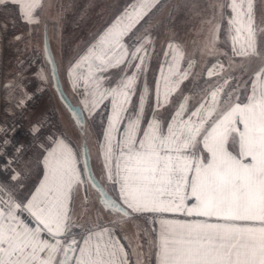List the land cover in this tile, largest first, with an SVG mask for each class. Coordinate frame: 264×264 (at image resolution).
<instances>
[{
    "label": "snow or ice",
    "instance_id": "snow-or-ice-1",
    "mask_svg": "<svg viewBox=\"0 0 264 264\" xmlns=\"http://www.w3.org/2000/svg\"><path fill=\"white\" fill-rule=\"evenodd\" d=\"M40 3L0 0V6H18L29 24L39 23ZM159 3L132 0L66 72L74 90L83 88L82 104L93 125L102 126L98 143L104 178L116 197L92 173L83 117L74 116L83 137L82 167L64 138L48 137V146L39 145L42 157L17 171L24 145L9 156L12 141L3 139L0 169L9 180L0 181V264H131L116 228L75 222V189H87L89 183L116 222L142 217L152 226L157 235L149 246L156 250V264H264V53L258 39L264 28L256 25L255 0L209 6L221 18L212 25L209 43L215 50L230 41L229 64L240 58L242 75L196 89L202 95L195 102L182 85L194 76L196 62L190 59L185 66L179 44L169 42L157 60L158 72L152 69L155 39L141 21ZM225 21L227 35L221 41ZM44 51L55 69L47 42ZM253 60L259 66L245 80ZM223 72L219 62L206 68L209 79ZM37 75L48 82L43 68ZM15 87L24 92L16 103L22 109L31 95L22 85ZM39 131L34 125L32 135ZM29 165L40 168L31 188L24 182L32 175ZM76 228L83 233L79 238Z\"/></svg>",
    "mask_w": 264,
    "mask_h": 264
},
{
    "label": "rangeland",
    "instance_id": "rangeland-1",
    "mask_svg": "<svg viewBox=\"0 0 264 264\" xmlns=\"http://www.w3.org/2000/svg\"><path fill=\"white\" fill-rule=\"evenodd\" d=\"M131 2L132 0H41L40 7L35 12V16L39 20V23L36 24L26 23L19 13L18 6H0V26L5 40L4 53L1 54L4 61V76L1 78L0 84V113L7 118L19 114L24 115L25 128L28 133L26 140L27 143H30V150L34 153L37 151L35 155L40 154L42 151L39 145L48 146V137L55 139L56 136L64 134V131L67 133H71L72 129L73 133L76 131L73 128L74 125L72 124L74 123L71 121L70 115L52 87L48 65L43 55L44 25H48L49 40L57 58L65 86L71 91L76 101L82 104L84 98L83 88L74 90L66 74L69 62L82 55L94 36L107 27ZM218 2L220 0H160L157 7L141 21V25L148 29L156 42L152 63L154 72H158L157 60H162L169 42H175V40L181 38L185 42V66L190 59L195 60L196 65L194 76L186 81L182 88L185 94L192 95L193 102L199 100L202 95L196 89L215 87L223 77L229 75L240 77L239 74H242L239 58L234 63L233 68L230 65L222 75H214L209 79L206 76V68L210 65L212 58L218 56L219 53L207 55L202 42L199 44V39L195 41L189 39L193 38L191 36L194 33L193 28L210 26L206 21L209 20L210 14H215V8L209 6ZM255 4L258 23L261 22V19L264 20V0H255ZM214 20L220 23L219 13ZM204 33H207V31L196 30V34L198 36L202 34L203 38L206 37ZM141 35H143V32H141ZM17 36L22 37V39L15 40L14 38ZM221 39L225 40L223 36ZM207 42H209V36ZM216 49L219 50L218 47ZM246 62L247 60L243 61L245 65ZM41 68L44 69L48 82L41 81L38 77L37 73ZM243 78L247 80L245 75ZM9 83L14 85L12 89L5 88V85ZM29 83L33 84L30 89L27 88ZM16 85H22L27 94L31 95V99L27 100L28 106L26 102V106L22 109L17 108L16 103L24 96V92L20 87H15ZM6 97H12V99H6ZM84 112L87 118L88 133L93 137L90 138L91 147L99 157V160L97 157L96 159L100 168L96 169L100 173L102 167L99 161H102V157L98 142L100 139L102 140V126L99 123L93 125L92 118L88 116L86 110ZM27 122L30 130L26 127ZM33 125H40V131L36 136L32 135ZM68 139L78 153V142L75 144L71 138L68 137ZM101 220H108V218ZM149 232L150 234H147L145 239L147 246H144L142 235H139L142 242L140 241L138 246H133L136 255L142 257V264H156L155 248L149 246V241L154 240L153 231ZM141 248L143 249L140 254L139 249Z\"/></svg>",
    "mask_w": 264,
    "mask_h": 264
},
{
    "label": "flooded vegetation",
    "instance_id": "flooded-vegetation-1",
    "mask_svg": "<svg viewBox=\"0 0 264 264\" xmlns=\"http://www.w3.org/2000/svg\"><path fill=\"white\" fill-rule=\"evenodd\" d=\"M214 11H215V14L213 15V17L215 19V18H217L218 13H217V9H215ZM214 19H212V23L214 22V23L217 24V21H215ZM45 30H47V33H48V25H46V24L44 25L43 31H45ZM192 30L194 31V33L191 34V36H193V38H189V39H191L193 41L199 39V41H200L199 44L202 42V45L204 46L205 53L207 55L208 54L215 55L214 53H217L218 49L213 50L211 44L209 42H207V37L211 33L210 26L193 28ZM196 30H203V31L206 30L207 33H204L206 35V37L203 38L202 34H199V36H198L196 34ZM175 42L182 47L183 52L185 53V49H184L185 42L183 41V39L181 38V39L175 40ZM193 45H194V42H193ZM50 46H51V43H50ZM51 49H52V47H51ZM53 54H54V52H53ZM54 59H55L56 65H57L58 75H59L63 90L65 91V93L67 94V96L69 97V99L72 101L73 104L79 105L82 109H84V106L80 102L76 101V99L72 96L71 91L67 88V86H65L63 77L61 75L62 73L60 72L59 64H58L57 58L55 57V54H54ZM208 67H210V65ZM228 73H230V72H228ZM52 87H53V85H52ZM55 93H56V91H55ZM56 95H57V93H56ZM57 97H58V95H57ZM58 99H59V97H58ZM66 110H67V108H66ZM84 110H83V112H84ZM67 112L70 115L71 121H73V123H74L72 125H74L73 128L76 130V131L74 130L76 134L73 133V129H72L71 130L72 134L69 133V132L67 133L66 131H64L65 132L64 134H60L57 137L66 136V137L71 138V140L75 144L78 142V145H77L78 146V155H79V159L81 161V167H82V161L84 159L83 158V137H82L80 129L76 126V124L74 122V119L71 116L70 112L68 110H67ZM84 117H85V112H84ZM85 122H86V126H87V118L86 117H85ZM61 135H63V136H61ZM90 138H93V137H92L91 134L89 135V133H88V147L90 149L89 161H90V164H91L92 173L95 176V178L102 185H104L105 188L108 189L109 194L111 196H113V197H116L114 195V193H112L109 190L108 186L105 184V182L103 180V173H101L102 169L100 170V173L98 172L99 170L96 169V168H100V167H98L97 159H96V157H97L98 160H99V157L97 156V154H95V151H93V149H92L93 147H91L92 144L90 143ZM99 164L101 166V162ZM84 175H87V173H84ZM75 193L76 194H75L74 203H75V209L76 210H75V216L73 218H74V220H75V222L77 224L82 225L84 227H86L87 225H92L94 223L93 221L97 222V219H98V215L97 214L98 213H99V218H101V219L108 218V220H103V221H105L104 223H107V224L111 225L115 221V220H113L115 218V215L109 214V212L107 210H105V209H103L101 207V205L99 203V200H98V194L96 193L95 189L91 186V183L88 184L87 189H85L84 186H80V187L76 188L75 189ZM124 219H125L126 223L128 222V223L134 224L144 234H145V231H144V228L141 227V224H143L145 227H147L149 229V231H151L152 226L149 225L147 223V221H145L143 218L135 217V218H124ZM73 231H75L76 233H79L81 230L79 228H76V229H73ZM136 235H137L136 236V240L139 241L140 240L139 239V234L136 233ZM146 236H147V234H145V237Z\"/></svg>",
    "mask_w": 264,
    "mask_h": 264
},
{
    "label": "crops",
    "instance_id": "crops-1",
    "mask_svg": "<svg viewBox=\"0 0 264 264\" xmlns=\"http://www.w3.org/2000/svg\"><path fill=\"white\" fill-rule=\"evenodd\" d=\"M226 11H227L228 15L231 14L230 10H226ZM256 16H257V11H256ZM207 17H208V15H207ZM211 17H213V15L210 14L209 15V19ZM260 21L261 22L257 23V17H256V25H257V27L258 28H264V20L261 19ZM220 23H221V21H220ZM213 24H216V23L213 22V23L210 24V30H211ZM226 28H227V24H226V21H225L221 25V32H220V40L221 41H224V40L221 39L222 36H223V38L226 39V35H227L226 31H225ZM258 39L260 41V51L262 53H264V35L258 34ZM210 40H211V33L209 34V41ZM4 42H5L4 36H3L2 28L0 26V84H1V78L4 76V72H3V66H4L3 63H4V61H3V57L1 55L2 53H4V49H5V43ZM223 45H225V46H223ZM216 47L219 48V50H217V53H219V54H217L218 55L217 57L212 58L210 66L212 64H214V63L219 62V63H223L224 70L227 69V67L230 66V65L233 68L234 67L233 66L234 63L233 64H229V57L231 56L230 41H229L228 44H226V43L223 44V42L218 43ZM225 52L228 53L229 55L225 56V55H221L220 54V53H225ZM238 59H239L238 57L235 58V63L237 62ZM248 63H249V61L246 62V65ZM257 65L259 66V61L253 60L252 65H251V69L249 70V73L247 75H245L246 79L248 78V75H250L251 72L255 70ZM241 73H242V71H241ZM239 75L241 76L242 74H239ZM30 125H32V124H30ZM26 127L30 130L28 122L26 123ZM61 136H63V135H61ZM57 138H61V137H57ZM62 138H64L66 140V142L69 143L70 146H72L71 141L68 139V137L64 136ZM100 141H101V139H100ZM30 147H31L30 143H27V140H26V149H24L23 153L21 154L23 156V159H21L20 162H18L17 171L24 172L25 163L27 161L31 160L33 163H36L39 160V158L42 157V155H43L42 151L40 152V154L35 155L37 153V151H36V153H34V151L30 150L31 149ZM99 151H100V149H99ZM100 154H101V152H100ZM101 157H102V155H101ZM100 162H101V167H102L103 180H104L105 184L108 186L109 190L112 193H114V195L116 196V194L113 191L112 187L107 183V181L104 178L103 164H102V161H100ZM29 167L32 168V175H31L30 179L28 177H24V182H25V184L27 185L28 188H31L33 182H35L39 178L40 168L33 167L32 165H29ZM7 180H9V175L5 176L4 178H0V181H7ZM75 194L76 193L74 192V199H75ZM75 210H76L75 209V203L73 201V205H72V215H73V217L75 216ZM113 220H115V221L110 225V224L104 223L105 221H102L101 219L99 221V218H98L97 222L93 221L94 223L92 225H96L98 223H103V225L106 226V227H114V228H116L117 229L116 235L121 239V243H123L125 245L126 251L129 252V259L131 261V264H135V261L137 259H140L143 262L142 257L141 258L138 257L136 255V253L133 254V246H138V243L142 239L140 237V240L137 241L136 240V236H137L136 233H138L139 235L143 236V242L145 243L144 246H147V242L145 241V239H146L145 234L143 232H141L134 224L128 223V222L126 223L125 219H122L121 221L116 222V217H115ZM88 226L89 225H87L86 227H88ZM82 234L83 233L81 231L79 233H77V238H79ZM156 235H157L156 232H153L154 240L156 239ZM142 249L143 248L139 249L140 250L139 251L140 254L142 252ZM155 262H156V258H155Z\"/></svg>",
    "mask_w": 264,
    "mask_h": 264
},
{
    "label": "built area",
    "instance_id": "built-area-1",
    "mask_svg": "<svg viewBox=\"0 0 264 264\" xmlns=\"http://www.w3.org/2000/svg\"><path fill=\"white\" fill-rule=\"evenodd\" d=\"M33 87L32 83L27 85V88L30 89ZM28 106V102H27ZM0 128H3V132H0V141L7 138L12 141V145L7 148V153L11 156L14 152L15 147L18 144L24 145L26 149V139H27V129L25 128V119L23 114L16 115L12 118H7L0 113ZM4 158L0 157V164H3ZM18 163L14 165V168L17 170ZM9 173L5 172L3 169H0V178L8 176Z\"/></svg>",
    "mask_w": 264,
    "mask_h": 264
},
{
    "label": "water",
    "instance_id": "water-1",
    "mask_svg": "<svg viewBox=\"0 0 264 264\" xmlns=\"http://www.w3.org/2000/svg\"><path fill=\"white\" fill-rule=\"evenodd\" d=\"M46 42L50 44L47 30L44 31V37H43V55H44V60L45 61H46V53H45L44 50H45ZM50 48H51V46H50ZM51 52L53 54L52 49H51ZM53 57H54V54H53ZM47 65H48V73H49V76H50V80L52 82L54 90L56 91V93H57V95L59 97V100L63 103V105L70 112V114L73 117V119H74V116H80V117H83L84 120H85L83 109L79 105L73 104L72 101L67 96V94L65 93V91L63 90V87H62V84H61V81H60V78H59V75H58L56 62H55V69H54V67H53V65H52V63L50 61L47 62ZM57 82H58L59 87H57ZM61 93H63V95ZM83 158H84V155H83Z\"/></svg>",
    "mask_w": 264,
    "mask_h": 264
}]
</instances>
